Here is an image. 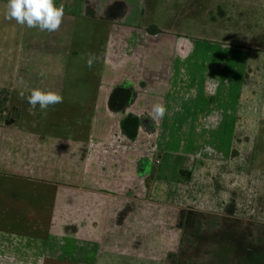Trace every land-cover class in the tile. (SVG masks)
<instances>
[{"label": "rangeland", "instance_id": "1", "mask_svg": "<svg viewBox=\"0 0 264 264\" xmlns=\"http://www.w3.org/2000/svg\"><path fill=\"white\" fill-rule=\"evenodd\" d=\"M55 2L64 7L62 24L52 32L59 46L73 38L77 47L85 29L106 26L114 29L106 43L137 34L152 48L155 71L168 66L171 73L162 74L168 87L160 130H142L137 141L138 158L161 163L127 194L136 200L116 194L93 212L76 204L71 232L48 244L51 257L65 258L63 264H264V0ZM6 4L0 2L4 12ZM90 13L109 20L102 24ZM3 22L14 52L21 45L28 50L21 30L30 40L48 37L39 28ZM22 166L24 179L0 170L9 190L21 192V227L17 203L9 205L10 221L3 224L20 227L21 238L10 236L3 264H32L29 256L47 249L26 239L47 233L29 232L25 224L32 215V222L49 223L54 194L50 182L36 177L40 171ZM115 181L123 183L119 176Z\"/></svg>", "mask_w": 264, "mask_h": 264}, {"label": "crops", "instance_id": "2", "mask_svg": "<svg viewBox=\"0 0 264 264\" xmlns=\"http://www.w3.org/2000/svg\"><path fill=\"white\" fill-rule=\"evenodd\" d=\"M5 14L0 8V170H11V174L14 171L24 179L28 175L22 173V165L28 162L41 172L36 177L50 182L46 183L50 188H45L54 194L49 223L40 219L32 222L35 218L32 215L25 224L29 232L33 229L47 235L25 237L29 242L47 244V249L42 247L38 256H29L34 260L32 264H63L65 258L51 257L48 244L53 246L71 232L68 220L76 204L82 203L93 212L97 203H102V208L105 206L107 197L119 194L135 198L127 194H134L133 188H139L136 187L138 179L143 180V175L154 172L161 163V159L138 158L137 141L142 130L149 134L160 130L159 123L154 124L148 114L154 104H163L168 87L166 78L171 72L168 66L164 71L168 76L162 75L163 70L155 71L158 67L149 61L152 48L145 47L137 34H123L125 43H106L107 37L113 34V28L106 26L91 25L85 29L82 44L77 47L73 38L67 45L59 46L52 32L48 37L34 36L30 40L26 38V30H21V41L26 39L28 50L21 45V51L14 52L9 45L8 27L3 22ZM86 16L102 24L109 20L96 13ZM114 32L122 35V30ZM14 53L17 54L13 59ZM88 53L101 57L91 68L86 64ZM113 64L122 67L113 70ZM13 68L16 74L12 75ZM42 70L44 77L40 76ZM36 87L59 92L63 102L45 111L37 106L30 114V105L18 93L25 90L27 95ZM129 115L139 119L134 139L122 128L123 120ZM118 176L122 178V185L115 181ZM62 180L66 183H61ZM68 194L73 198L66 200L64 195ZM16 203L21 227V192H11L7 183L0 180L1 264L4 251L11 245L10 236H14L13 241L15 236L21 238L20 227L16 231L10 228L12 225H3L10 221L7 213L13 208L9 209V205ZM86 255L89 253L83 254ZM133 257L137 258L136 254ZM145 258L150 262L149 253Z\"/></svg>", "mask_w": 264, "mask_h": 264}, {"label": "clouds", "instance_id": "3", "mask_svg": "<svg viewBox=\"0 0 264 264\" xmlns=\"http://www.w3.org/2000/svg\"><path fill=\"white\" fill-rule=\"evenodd\" d=\"M64 17L63 5H57L55 0H7L6 4V18L14 20L21 26L28 28H39L40 31H47L49 33L58 31ZM101 57L93 53H88L86 57V64L91 68L94 63L98 62ZM104 62L107 63L106 54ZM113 70L122 65H111ZM46 74L42 70L40 76L44 77ZM20 99H26L30 105L29 113L33 114L34 110L39 106L41 111H45L49 106L56 105L63 102V96L54 90H45L39 87L32 88L26 95L25 90L18 93ZM167 109L162 103H156L152 107V112L148 117L154 124L158 121L157 117L162 118Z\"/></svg>", "mask_w": 264, "mask_h": 264}, {"label": "trees", "instance_id": "4", "mask_svg": "<svg viewBox=\"0 0 264 264\" xmlns=\"http://www.w3.org/2000/svg\"><path fill=\"white\" fill-rule=\"evenodd\" d=\"M139 119L136 116L129 115L122 122L123 131L132 139L136 138L138 133ZM185 170H181L183 173Z\"/></svg>", "mask_w": 264, "mask_h": 264}]
</instances>
